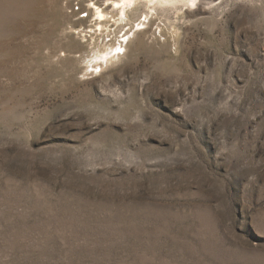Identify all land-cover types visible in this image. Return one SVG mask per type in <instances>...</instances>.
Returning a JSON list of instances; mask_svg holds the SVG:
<instances>
[{
    "label": "rangeland",
    "instance_id": "374dc122",
    "mask_svg": "<svg viewBox=\"0 0 264 264\" xmlns=\"http://www.w3.org/2000/svg\"><path fill=\"white\" fill-rule=\"evenodd\" d=\"M0 264H264V0H0Z\"/></svg>",
    "mask_w": 264,
    "mask_h": 264
},
{
    "label": "bare ground",
    "instance_id": "6f19581e",
    "mask_svg": "<svg viewBox=\"0 0 264 264\" xmlns=\"http://www.w3.org/2000/svg\"><path fill=\"white\" fill-rule=\"evenodd\" d=\"M108 1L111 2L114 12H116L118 16H120V19L123 21L124 19H126L128 11L133 9L140 1H145L150 10L156 11V9L160 7L176 8L181 4L198 7V5L203 1L212 2L215 0H108ZM91 7L94 8L93 11L96 20L99 21V24H103L101 21L108 19V15H106L103 12V10H101L100 8L95 7V4H93Z\"/></svg>",
    "mask_w": 264,
    "mask_h": 264
}]
</instances>
